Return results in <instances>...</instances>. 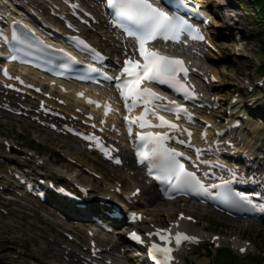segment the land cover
<instances>
[{"label": "rangeland", "instance_id": "374dc122", "mask_svg": "<svg viewBox=\"0 0 264 264\" xmlns=\"http://www.w3.org/2000/svg\"><path fill=\"white\" fill-rule=\"evenodd\" d=\"M242 1L245 2V0ZM91 2L93 3L94 9L98 10L99 7L93 1ZM261 5L264 8V4L261 3ZM238 20L239 21H233L221 18L218 19L216 26L210 29V33L213 36V42L217 46V50L211 51V53L206 56V68L215 71L219 76L220 86H217L216 91L220 96V100L223 105L227 103V101L224 102L223 100H228L230 94H232L235 90L240 91V93L245 91L244 86L246 84V77H248L250 73H253V70L256 68L255 63L264 62V36L261 37L262 40L257 38V34L259 32L264 33L260 13L257 14L256 11L251 8L250 10L248 9L247 17H239ZM227 26H234L233 32L226 29ZM235 26H237V28H235ZM257 71L258 74H261L259 70ZM263 106L264 102H262V106L260 105L256 107V109L258 108L259 110H262L261 114L264 117ZM215 114L217 122L220 114L218 111L215 112ZM254 118L256 117H252V120ZM258 132L264 136V130L259 129ZM0 135L12 138L15 142L24 147L39 151L40 154L43 155V158H46L54 164L53 166L47 164L50 168L60 167L74 170L78 175L76 179L85 183H91L95 190L106 189L109 185L119 181L125 189H130L132 187L130 180L127 177V175H132V170L127 171L124 166H110L96 156L85 151L79 145L75 144L74 140L51 135L42 129H37L25 119L12 116L0 118ZM256 137H258V135H256ZM246 138L249 139L250 137L246 136ZM34 140H36V142H34ZM39 140L40 143L37 142ZM61 153L69 154L80 164L99 172L102 175L103 180L93 179L88 173L83 172L79 167L76 168L74 164L65 162ZM28 205L30 206L29 208H18L16 216L4 219L8 220L10 223L13 222L18 224V220L21 218V220H23L22 225L19 224V226L13 227L7 225L3 221H0V264H7V261H12L11 257H13V255L18 256V260L24 261L21 258L23 256L19 257L20 255L14 252V249L17 247L23 248L24 250L32 252L44 259L54 260L55 257H52L53 252L55 251L54 244L50 241L40 244L34 239L33 242L32 236L36 233V230H40L48 237H54L55 239L63 241L65 238L61 233L62 228H58L56 222H60V224L64 225V229L66 230L71 227V232L74 233L80 241L83 242L85 240L86 236L83 232V228H79L73 224L71 225V223H67L64 220L56 218L54 214L50 213L45 207L40 205L37 206L36 204L31 203ZM182 207V202L168 203L162 202L161 200L153 201L152 203H147L145 205L146 212L152 216L154 221L164 219L165 216H163V214L166 213L165 210L170 211L171 209L173 210V208L178 209ZM193 208L197 207H186L185 210L189 213H191V211H196V213L191 214L201 218V226L208 224L210 230L216 233L232 235L238 232L244 238L250 239L258 249V251H254V253L260 252L264 263V228L247 221L228 220L220 215L203 209V207H199V209ZM28 224H31L30 229H26V225ZM198 226L199 225H196L195 228ZM24 232H26V234L22 235ZM101 240H105L108 247L111 245L117 247L114 254L118 255L120 250L124 251L125 247L119 246L120 243L123 244L122 237L120 239L110 235L106 239ZM9 246L12 250L8 249ZM125 253L127 264H141L142 259L140 257L136 258L131 253ZM200 253L201 255L206 254L209 258L208 264L212 263V258L209 256L210 252L207 251L205 253V250L201 249ZM219 256L221 257H218L216 264H261L258 258L248 257L246 259H240L234 257L226 250L219 251ZM183 257L186 259V256ZM182 264L188 263L182 262ZM193 264L197 263L195 262Z\"/></svg>", "mask_w": 264, "mask_h": 264}, {"label": "snow or ice", "instance_id": "6c2138e0", "mask_svg": "<svg viewBox=\"0 0 264 264\" xmlns=\"http://www.w3.org/2000/svg\"><path fill=\"white\" fill-rule=\"evenodd\" d=\"M74 7H78V5H74ZM113 8L115 9L114 23L122 27L129 37L135 39L137 44L136 50L139 52V57L142 58L133 59L127 57L124 61L121 75L114 78L116 80V88L119 90L120 96L125 102V108L129 112L141 102L145 105L143 115L132 119L128 116L124 117V120L128 124L129 135L132 134V126L134 124H139L141 129L148 127L178 129L179 125L177 123L165 119L163 115H158L157 109L174 112L177 119L183 114L189 120H192L193 114L185 105L179 104L174 100H168L167 103H164L167 99L166 97L157 93L152 87L144 85H167L176 92L182 93L185 99L196 98L197 94L181 80V74L187 78L190 69L182 58L169 56L148 47V45L158 38L179 41L181 35L184 33H187L191 39L199 41H203L205 37L200 34L198 28H195L187 20L179 15L170 14L163 8L156 6L151 0H114ZM14 38L19 39V36L14 35ZM80 43L83 44L84 42L81 41ZM68 55L71 60L75 61V57L70 56V54ZM12 59H16V57L13 56ZM4 75H9L7 69L4 70ZM16 79H19V77H16ZM105 79L111 80L113 77L105 75ZM8 87H11V85H8ZM89 103H93V101L89 100ZM149 104H152L151 108L148 107ZM108 111L109 108L106 107L105 115L108 114ZM148 115L155 116L159 120V123H151V121L146 119ZM101 122L103 123L104 121ZM188 135L191 137V132ZM218 135L220 134L218 133ZM138 136L142 147L137 151V157L141 163L147 162L149 165L148 174L150 176H153L157 181L165 182L169 185L165 195H168L169 192L208 193L210 187L226 188L230 183V181H223L221 185H206L197 175L196 171L189 170L181 161L180 157H183L184 153L177 152L168 146L170 138L168 133L141 132ZM91 139L96 138L91 137ZM181 143H184V141H181ZM196 152L197 156H199L200 149H196ZM116 163H120V161L116 160ZM236 175V172H232L234 178ZM138 192L139 189H137ZM228 199L233 207L249 206L250 208L264 212V203H254L244 193H231ZM131 218L135 220L137 218L136 214L133 213ZM183 218V214H181V219ZM188 219H191V217ZM130 235L132 239L144 243L137 233L133 232ZM147 235L158 236L162 242H153L149 249L151 258L156 264H172L174 249L170 246L173 239L170 230L158 229L155 234L148 233ZM194 240H196L195 237L189 236L186 233H175V244L177 246L182 241ZM241 251H244V249H241Z\"/></svg>", "mask_w": 264, "mask_h": 264}, {"label": "bare ground", "instance_id": "6f19581e", "mask_svg": "<svg viewBox=\"0 0 264 264\" xmlns=\"http://www.w3.org/2000/svg\"><path fill=\"white\" fill-rule=\"evenodd\" d=\"M11 1H14V2L15 1H20V2H22L21 4H23L25 6V8L28 10V12H30L32 9H34L36 11H40L41 10L42 12H46V10L44 8V3L41 0H23V1L27 2V4L23 3V1H21V0H0V4H3L4 6H6L7 4L13 5V4H11ZM82 1L92 11H94V12L96 11L94 9V7H93V3L90 0H82ZM20 10H23V8H20ZM95 13L98 16H101V14L99 12H95ZM232 27H227V29L228 30H233ZM87 36L89 37V39L92 42H94L95 44L99 45L105 52H107L112 57H117V56L121 57L122 53H121V50L119 51V47H121V45L125 41L122 40L119 35H117V34L114 35L110 31H108L106 29L105 25L102 22L99 23V25L96 28V31L88 32ZM200 63L202 65H206V63H207L206 58L203 57L202 59H200ZM25 72H26V70H25ZM34 76H35V74H34ZM99 96L100 97H104V98H108V97L114 98V94L112 93L111 89H108L107 91L102 92V93L100 92ZM258 124H262V121H259ZM124 156H125L124 160L126 162V165L124 167L127 169V171L129 169H134V168L131 167L132 164H133L132 161H131L132 157H130L129 152L126 149H124ZM70 175L74 176L75 175L74 171H72L70 173ZM127 177L130 180V182L132 181V183H137L138 184V185H133L132 190L135 187L141 186V188H142V194L141 195H143V193L147 194L146 198H145L146 203L150 204L153 201H157L159 199L158 194L156 193L155 187L151 183L147 182V180L144 178L142 173H140L139 171H136L133 176H127ZM32 197H35V196L33 195ZM153 198H155V199H153ZM144 207H145L144 203H140V204L137 205V208H140V209H144ZM136 210H139V209H136ZM173 210L171 209L170 211H173ZM166 211H167L168 216H170L171 212L169 210H166ZM184 225H188V224L185 223ZM141 226L148 227V223L146 224V221H143ZM195 259L197 261V264H206V263H208V259L206 257H198V258H195Z\"/></svg>", "mask_w": 264, "mask_h": 264}, {"label": "trees", "instance_id": "16d2710c", "mask_svg": "<svg viewBox=\"0 0 264 264\" xmlns=\"http://www.w3.org/2000/svg\"><path fill=\"white\" fill-rule=\"evenodd\" d=\"M219 256V255H218Z\"/></svg>", "mask_w": 264, "mask_h": 264}]
</instances>
